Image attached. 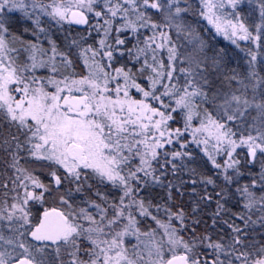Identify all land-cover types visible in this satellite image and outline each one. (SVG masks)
Segmentation results:
<instances>
[{
    "label": "snow or ice",
    "instance_id": "6c2138e0",
    "mask_svg": "<svg viewBox=\"0 0 264 264\" xmlns=\"http://www.w3.org/2000/svg\"><path fill=\"white\" fill-rule=\"evenodd\" d=\"M0 264H264V0H0Z\"/></svg>",
    "mask_w": 264,
    "mask_h": 264
},
{
    "label": "trees",
    "instance_id": "16d2710c",
    "mask_svg": "<svg viewBox=\"0 0 264 264\" xmlns=\"http://www.w3.org/2000/svg\"><path fill=\"white\" fill-rule=\"evenodd\" d=\"M209 39H212V42L217 45V47H226L229 49H232V45L222 40L221 37H215L214 39L212 37H209ZM234 50V49H232ZM242 55V54H241Z\"/></svg>",
    "mask_w": 264,
    "mask_h": 264
},
{
    "label": "rangeland",
    "instance_id": "374dc122",
    "mask_svg": "<svg viewBox=\"0 0 264 264\" xmlns=\"http://www.w3.org/2000/svg\"><path fill=\"white\" fill-rule=\"evenodd\" d=\"M221 38H222V40H224V39H223V37H221ZM224 41H225V42H227V43H229V42H228V41H226V40H224ZM229 44H230V43H229Z\"/></svg>",
    "mask_w": 264,
    "mask_h": 264
}]
</instances>
